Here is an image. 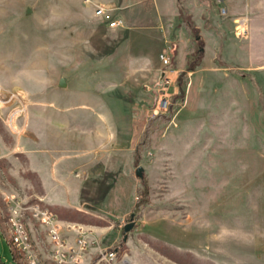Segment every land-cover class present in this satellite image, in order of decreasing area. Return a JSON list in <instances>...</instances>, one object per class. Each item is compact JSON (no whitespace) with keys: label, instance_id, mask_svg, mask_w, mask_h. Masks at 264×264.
I'll list each match as a JSON object with an SVG mask.
<instances>
[{"label":"rangeland","instance_id":"rangeland-1","mask_svg":"<svg viewBox=\"0 0 264 264\" xmlns=\"http://www.w3.org/2000/svg\"><path fill=\"white\" fill-rule=\"evenodd\" d=\"M19 1L0 0L2 21ZM159 1L170 65L162 53L157 62L146 57L153 68L137 87L135 143L132 139L133 146L121 151L114 167H97L100 178H34V164L47 175L49 159L17 149L20 118L35 106L26 98L49 93L48 78L44 71H4L0 39V257L5 264H14L18 254L8 207L37 202L56 216L63 237L54 242L44 225L26 222L27 253L42 264H57L58 255L75 259L79 226L89 239L80 261L71 264H264V69L244 68L245 34H235L237 23L217 2ZM25 5L28 18L32 0ZM20 29L24 32V25ZM6 31L2 25L1 36ZM182 44L188 46L187 63L179 69ZM189 61L197 66L179 79ZM143 178L149 202L136 210L125 239L123 228ZM112 250L117 255L108 260L105 254Z\"/></svg>","mask_w":264,"mask_h":264},{"label":"crops","instance_id":"crops-1","mask_svg":"<svg viewBox=\"0 0 264 264\" xmlns=\"http://www.w3.org/2000/svg\"><path fill=\"white\" fill-rule=\"evenodd\" d=\"M212 1L222 12L225 9L231 21L244 20L247 32L241 52L248 56L244 68L264 69V0ZM32 2L33 13L28 18L23 15L29 10L25 0L6 10L3 21L0 17V27L7 29L3 36L0 33L4 71H44L48 78L45 97L26 98L35 106L20 118L17 149L49 159L47 175L34 164V178L55 182L97 178L103 173L97 167H114L121 151L135 143L137 87L153 68L146 57L157 62L159 54L168 49L169 32L162 25L160 1ZM99 3L114 8L123 24L109 27L95 13ZM21 25L26 31L20 32ZM182 47L178 49L179 69L187 63L188 46ZM76 170L78 174L73 175Z\"/></svg>","mask_w":264,"mask_h":264},{"label":"built area","instance_id":"built-area-1","mask_svg":"<svg viewBox=\"0 0 264 264\" xmlns=\"http://www.w3.org/2000/svg\"><path fill=\"white\" fill-rule=\"evenodd\" d=\"M89 1V0H87ZM96 10L98 14L104 17V20L108 24L109 27H117L123 24L122 18L118 17L114 13V8L108 7L105 4H97ZM225 9H223V12ZM235 27V34L240 36L247 32V29L244 27V20L239 19L236 21ZM161 58L164 61L165 65H170L169 58L166 54L162 53ZM169 73L168 70H164V76H167ZM10 215H9V222L12 225L11 231L15 233L14 236V244L15 248L18 251L17 256L14 255V264H42L38 259H36L33 255L28 254V243L25 239L27 236V231L25 229V224L28 220L32 221L33 223H40L44 225L49 235L51 236L54 242H62L63 237L60 235L61 228L60 225L57 224L56 216L47 208L46 206H42L40 203H34L31 205H21L15 206L10 205L8 207ZM77 227V226H76ZM82 226L76 228L77 238H78V248H74L72 251V257L75 256V259L67 258L65 256H57L55 262L57 264H71L80 261V254L82 250H85L87 247L89 235L87 234L86 230H80ZM80 228V229H79ZM84 248V249H83ZM117 255V250H112L105 254L108 260L115 259ZM0 264H5L0 257Z\"/></svg>","mask_w":264,"mask_h":264},{"label":"trees","instance_id":"trees-1","mask_svg":"<svg viewBox=\"0 0 264 264\" xmlns=\"http://www.w3.org/2000/svg\"><path fill=\"white\" fill-rule=\"evenodd\" d=\"M196 66H197V63L195 61H189L186 69L180 72L179 79H184L186 73L194 70ZM179 88H180L179 92L183 93L185 91V87L182 83H180ZM139 149H140V146L138 145L136 155H137V152L139 151ZM143 181L144 182H143L142 188L140 190V196L135 203V206L133 208L132 213H135L136 210L139 209L142 205L149 202V189L150 188L148 185V181L145 178H143ZM123 231H124V228H123ZM124 234H125V231H124Z\"/></svg>","mask_w":264,"mask_h":264},{"label":"water","instance_id":"water-1","mask_svg":"<svg viewBox=\"0 0 264 264\" xmlns=\"http://www.w3.org/2000/svg\"><path fill=\"white\" fill-rule=\"evenodd\" d=\"M162 77L163 76H161V79H162ZM138 171L140 173L141 167L138 168ZM134 217H135V213H131V215H130L131 220L129 222H127L124 226V231H125L124 238L125 239H127L129 231L134 227V225L136 223L134 220Z\"/></svg>","mask_w":264,"mask_h":264}]
</instances>
